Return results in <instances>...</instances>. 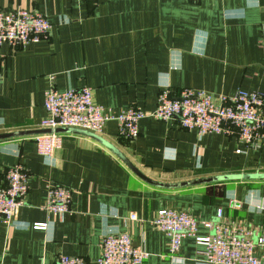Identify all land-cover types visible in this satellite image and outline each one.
Returning a JSON list of instances; mask_svg holds the SVG:
<instances>
[{"label":"crops","instance_id":"obj_1","mask_svg":"<svg viewBox=\"0 0 264 264\" xmlns=\"http://www.w3.org/2000/svg\"><path fill=\"white\" fill-rule=\"evenodd\" d=\"M18 8L44 13L52 28L39 43L0 47V134L33 132L0 139V187L16 164L28 176L15 226L0 219V264H55L61 255L96 264L103 237L125 231L148 252L143 264H200L204 245L192 236L171 255L170 238L153 223L160 209L189 212L199 237L214 232L207 221L253 232L264 226V179L162 187L90 135L59 131L62 146L50 157L34 139L45 130L50 87L89 86L95 103L116 113L152 112L164 90L174 98L184 88L264 94V0H0L2 11ZM139 128L127 139L110 120L98 136L156 182L264 172V144L249 147L233 129L200 134L176 118L150 116ZM51 185L72 191L71 213L62 218L44 209Z\"/></svg>","mask_w":264,"mask_h":264},{"label":"built area","instance_id":"obj_2","mask_svg":"<svg viewBox=\"0 0 264 264\" xmlns=\"http://www.w3.org/2000/svg\"><path fill=\"white\" fill-rule=\"evenodd\" d=\"M197 1V0H194ZM52 25L40 11L18 8L0 10V47L4 44L13 49L25 48L42 41ZM44 107L48 114L41 120L43 129L50 130L34 136L37 151L43 156H52L63 143L59 128L88 131L101 135L105 124L115 120L118 132L124 138L133 139L139 134L140 121L147 117L160 120L176 118L188 130L204 133L237 132L241 142L249 147L264 144V94L240 90L234 95L218 97L192 88H184L178 97L164 90L159 103L152 112L131 106L120 113L105 108L94 101L92 89L83 86L60 92L50 87L45 92ZM240 152V150H238ZM28 192V176L21 164L7 172V185L0 187V219L15 226L24 198ZM72 191L61 185H51L44 209L59 218L71 213ZM221 218L222 212L217 214ZM130 220H137L131 213ZM154 225L170 238V253L175 256L182 240L195 237L204 245L200 264H264V226L253 232L239 225L222 222H204L206 228L214 230L206 237L197 236L199 221L185 210L160 209ZM48 223H36L33 228L46 230ZM255 233V234H254ZM261 252V255L257 254ZM148 252L133 245L129 232L110 233L103 237L102 252L96 264H143ZM55 264H91L82 257L61 255Z\"/></svg>","mask_w":264,"mask_h":264},{"label":"water","instance_id":"obj_3","mask_svg":"<svg viewBox=\"0 0 264 264\" xmlns=\"http://www.w3.org/2000/svg\"><path fill=\"white\" fill-rule=\"evenodd\" d=\"M50 130H41L38 133H43V132H49ZM57 131H73V132H79L83 133L86 135H90L102 142H104L106 145H108L111 149H113L140 177H142L144 180L155 184L157 186H162V187H168V188H177V187H184V186H190V185H197V184H205V183H212V182H220V181H228V180H242V179H264V172L263 173H251V174H227V175H219V176H211V177H206V178H198V179H193V180H188V181H183L179 183H160L156 182L148 177H146L144 174H142L135 166H133L130 161L115 147H112L110 144L105 142L100 136L88 132V131H83L79 129H70V128H59ZM33 132L30 131H21V132H11V133H6V134H0V139H5L9 137H14V136H19V135H25V134H30Z\"/></svg>","mask_w":264,"mask_h":264}]
</instances>
